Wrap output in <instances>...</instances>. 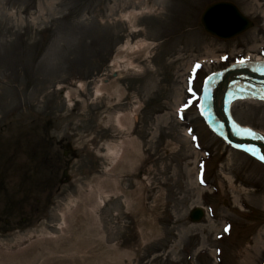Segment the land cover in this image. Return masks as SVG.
I'll list each match as a JSON object with an SVG mask.
<instances>
[{
  "label": "rangeland",
  "instance_id": "obj_1",
  "mask_svg": "<svg viewBox=\"0 0 264 264\" xmlns=\"http://www.w3.org/2000/svg\"><path fill=\"white\" fill-rule=\"evenodd\" d=\"M219 1L252 25L208 32L201 13ZM248 52L264 57V0H0V264H262L264 164L200 111L206 79ZM124 57L137 70L112 77ZM136 105L119 128L115 113ZM229 109L264 134V100ZM45 139L51 153L60 139L76 153L49 200L43 178L29 193L22 173ZM196 206L206 212L192 222Z\"/></svg>",
  "mask_w": 264,
  "mask_h": 264
},
{
  "label": "water",
  "instance_id": "obj_2",
  "mask_svg": "<svg viewBox=\"0 0 264 264\" xmlns=\"http://www.w3.org/2000/svg\"><path fill=\"white\" fill-rule=\"evenodd\" d=\"M229 14L233 17L231 27L228 30H220V25L227 24V18L224 14ZM224 15V16H223ZM225 19V20H224ZM226 21V22H225ZM201 23L204 28L213 35L220 38H230L243 31L252 25L249 18L244 16L234 4L227 1L215 2L203 10L201 15ZM116 72H112L111 75L117 76ZM244 75H246L244 77ZM240 78H250L256 82H264V63L258 62L250 65L243 66H231L227 67L221 73L216 74L212 78L211 85L216 86V91L214 94L208 91L209 98L211 100L212 110L216 114V117L224 125V130L226 131V138L233 142H238L246 145H252L256 150H259L264 155V142L259 139L250 138V136L240 135L235 132V124L229 119L228 115L225 113L226 106V93L228 91V85L233 81H237ZM261 78V79H257ZM231 79H236L229 81ZM108 79L105 78L104 82ZM239 136V137H238ZM191 220L199 221L203 216V211L196 207L192 209L189 213Z\"/></svg>",
  "mask_w": 264,
  "mask_h": 264
},
{
  "label": "bare ground",
  "instance_id": "obj_3",
  "mask_svg": "<svg viewBox=\"0 0 264 264\" xmlns=\"http://www.w3.org/2000/svg\"><path fill=\"white\" fill-rule=\"evenodd\" d=\"M150 10V8L148 9H144L143 11H148ZM138 11L132 10L131 13H127V14H123L122 16L126 19L129 17L130 14H134ZM225 17L227 18V24H223L220 25V30L225 31L228 30L231 27V23L233 21V17H231V15L229 14H224ZM223 15V16H224ZM225 20V19H224ZM226 22V21H225ZM143 45V42H139L137 44H134L132 46L133 49H137L139 47H141ZM253 53L248 52L245 59L234 63V66H243L248 64L249 62L253 61V60H257V61H262L264 60V57L261 56L260 54H255L253 57V59H251L249 56H252ZM203 58L200 59V62L204 63L207 61V57L208 58H214L215 55L214 54H207L206 57L202 56ZM206 58V59H205ZM111 65V72H116L115 74L120 75L119 73L123 72V71H127V70H137V67L135 65V63L130 59V58H118L114 61H112L110 63ZM241 82H234L233 85L230 86L229 92L227 93V97L226 100L228 102V107L231 106L232 102L236 99H242V100H254V99H258V100H264V82L259 83L250 79H241ZM243 81H247L246 84L242 83ZM106 82H104V78H100L98 79V81L94 84L93 88H94V95H101L103 93L104 90H106V86H105ZM81 88L84 87V83L81 81L79 82V85ZM206 86V85H205ZM68 96H70V92L67 90L65 92V96L69 98ZM207 102H205L203 100V104H202V108L200 111L203 112V115H205V117L207 118L209 124L215 129V131L218 134H221V131L218 129V127L216 126V122L213 120L212 118V113H210V111L207 108ZM136 110H137V105L136 107H133V109H131V111H129V113H125V112H117L114 115V120L116 125L119 128H124V123H123V119L126 118L128 116V118H132L135 119L136 118ZM232 114V113H231ZM240 125V124H238ZM236 130L242 134L245 135H250V136H262V138H264V135L259 132L256 131L254 128H251L249 126H242L240 125V127H237ZM189 136V134H187ZM128 141H121V148L119 149H109V154H111V156H113V161L119 162V160H121L124 157V148H125V144H127ZM236 147H238L237 145H234ZM258 158V157H257ZM99 204H102V199L98 200ZM63 220V219H62ZM67 226V223L65 222V220L62 221V225L60 226L62 229H64ZM52 237H56V236H52Z\"/></svg>",
  "mask_w": 264,
  "mask_h": 264
},
{
  "label": "flooded vegetation",
  "instance_id": "obj_4",
  "mask_svg": "<svg viewBox=\"0 0 264 264\" xmlns=\"http://www.w3.org/2000/svg\"><path fill=\"white\" fill-rule=\"evenodd\" d=\"M43 143L39 144L38 147L40 148L42 154L40 155L39 163L34 161V159L30 162V166L27 168H22V173H24V178L26 184H27V192L31 193V190H34V183L31 180L33 178V175L36 174L37 176H40L43 178V181L41 183L42 187L37 188L39 192L45 193L48 195L51 193V189L58 190V185L65 184L68 181H70L71 177L69 176V170H70V162L72 156H75V151L71 148V145L67 141H63L62 139L56 140V146H58V149L56 148L55 151H51L48 149L51 146V142L47 141L45 139ZM33 156V154L31 155ZM69 158V159H68ZM12 164V165H11ZM14 163L10 162L9 165L10 168L12 167L13 173L16 174L18 170L17 165H13ZM53 181V183H51ZM55 181H57V184L54 185ZM20 191H24L23 185L21 188L18 187ZM49 200V198H48ZM46 199V201H48Z\"/></svg>",
  "mask_w": 264,
  "mask_h": 264
},
{
  "label": "snow or ice",
  "instance_id": "obj_5",
  "mask_svg": "<svg viewBox=\"0 0 264 264\" xmlns=\"http://www.w3.org/2000/svg\"><path fill=\"white\" fill-rule=\"evenodd\" d=\"M241 62H243V61H241ZM189 91H191V88H189ZM259 159L264 160V156H260ZM225 230H227V229H225Z\"/></svg>",
  "mask_w": 264,
  "mask_h": 264
}]
</instances>
